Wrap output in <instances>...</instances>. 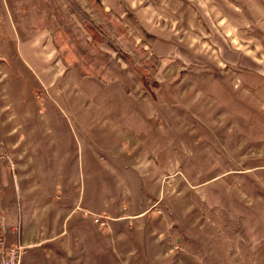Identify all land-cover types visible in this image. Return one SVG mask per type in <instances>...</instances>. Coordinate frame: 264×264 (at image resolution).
<instances>
[{"label":"crops","instance_id":"crops-1","mask_svg":"<svg viewBox=\"0 0 264 264\" xmlns=\"http://www.w3.org/2000/svg\"><path fill=\"white\" fill-rule=\"evenodd\" d=\"M69 1L118 21L157 62L153 80L159 86L152 95L125 93L116 82L78 76L57 55L45 28L21 27L7 0H0V193H19V239L7 232L23 244L40 217L31 214L27 223L21 217L51 207L49 187L73 185L80 170L92 179L103 171L95 155H84L87 165H79L73 148L65 153L62 138L53 145L42 137L38 121L49 107L75 129L109 140L118 136V143L108 141L117 147L113 155L119 162L134 156L129 165L120 162L119 172L167 177L164 196L172 203L191 190L205 251L213 247L219 257H234V242L249 235L242 228L264 211L263 181L261 192L251 182L264 177V0ZM19 115L29 126L38 123L25 142L17 137ZM104 147L103 157L112 148ZM241 149L248 152L247 168L237 175L231 168ZM179 179L187 186L177 190ZM250 234H264V226Z\"/></svg>","mask_w":264,"mask_h":264},{"label":"rangeland","instance_id":"rangeland-1","mask_svg":"<svg viewBox=\"0 0 264 264\" xmlns=\"http://www.w3.org/2000/svg\"><path fill=\"white\" fill-rule=\"evenodd\" d=\"M65 1L62 5L60 0H56L78 40L90 48L91 43L84 41H89L90 34H95L99 39L96 47L107 53L125 72L129 91L141 89L142 93L147 94L140 77L153 80L157 62L154 64L151 55H146L113 17L96 8L88 11L81 9L86 18L78 19L75 12L77 6L69 0ZM30 2L7 0L21 27L30 29L28 27L31 25V29L34 26L45 28L47 7L35 9ZM20 50H23L22 45ZM57 55L61 57L59 53ZM35 94L40 97L39 90ZM18 120L23 123V129L17 131V137L24 142L32 136L33 124L39 123L37 129L40 128L42 137L49 138L53 145L62 138L65 153H71L73 148V153L80 158L79 165H87L82 157L90 154L97 157L103 169L94 179L88 178L80 170V176L73 185L60 187L55 183L54 188L49 187L46 192L45 200L51 203L48 210L31 209L29 215H22L21 219L27 223L31 214H37L40 225L32 226L28 240L23 243L21 264H264V234H250L256 227L264 226V211L257 214L253 226L242 228L249 235H245L244 243L234 242V257L232 254L219 257L213 247L207 253L203 242H200L197 197L189 189V193L172 203V199L164 196L167 177H138L134 170L128 168L119 172L120 162L129 165L134 156L131 152L127 154L126 162L125 159L117 160V156L113 155L117 154V147H112L108 141L112 139L118 143V136L109 140L102 138V135L94 136L90 130L75 129L61 113H55L49 107H46L45 118L38 123L30 121L29 126L21 115ZM103 147H112L110 153L109 150L107 152L108 156L103 157ZM262 147L260 150L264 151V140ZM101 155L104 159L100 158ZM246 156L248 152L245 150L236 152V161L231 169L237 175L245 173L247 163L243 159ZM258 164L263 163H255ZM86 172L88 174L89 171L86 169ZM225 179L232 181L230 177ZM179 180L174 186L177 190L187 186L183 179ZM253 180L254 189L261 192L259 186L264 185V177L256 175ZM237 181L234 179V187L241 188V181ZM260 181L263 182L260 184ZM16 193L19 196L18 191ZM20 197L21 207L24 200L23 195ZM42 215H45L44 218ZM44 223L47 227H44ZM18 234L19 231V239ZM5 237L7 244L19 242L14 241L16 236L10 232ZM242 248H246V251Z\"/></svg>","mask_w":264,"mask_h":264},{"label":"trees","instance_id":"trees-1","mask_svg":"<svg viewBox=\"0 0 264 264\" xmlns=\"http://www.w3.org/2000/svg\"><path fill=\"white\" fill-rule=\"evenodd\" d=\"M35 9L46 6L47 13L44 23L45 29L50 35L52 45L61 55L63 62L70 66L80 77L93 76L100 83L107 84L116 82L125 93L129 92L125 72L110 58L107 53L101 52L96 45L99 39L95 34H90L89 41L91 43L88 48L82 44L75 34L73 28L68 25L60 12V8L56 0H28ZM78 19L86 18L80 8H75ZM83 22V21H82ZM156 61L154 62V64ZM143 90L152 95L153 90L158 88V84L147 77H140Z\"/></svg>","mask_w":264,"mask_h":264},{"label":"built area","instance_id":"built-area-1","mask_svg":"<svg viewBox=\"0 0 264 264\" xmlns=\"http://www.w3.org/2000/svg\"><path fill=\"white\" fill-rule=\"evenodd\" d=\"M16 188L0 193V264H21L24 245L6 244V232H17L19 223V196Z\"/></svg>","mask_w":264,"mask_h":264}]
</instances>
